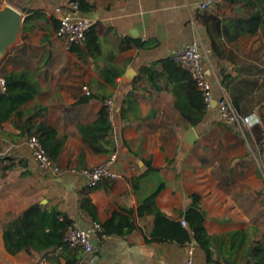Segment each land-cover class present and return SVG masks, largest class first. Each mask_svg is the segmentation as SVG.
Segmentation results:
<instances>
[{
  "label": "crops",
  "instance_id": "obj_1",
  "mask_svg": "<svg viewBox=\"0 0 264 264\" xmlns=\"http://www.w3.org/2000/svg\"><path fill=\"white\" fill-rule=\"evenodd\" d=\"M88 1L95 8L79 13L94 20L92 32L99 49L84 41L68 44L56 36L54 8L63 4L62 0L11 2L24 19L31 18L27 22L23 20L16 43L0 58V76L10 71H25L38 91L32 100L19 106L21 114L12 112L0 121V219L39 203L45 209L56 207L73 223L84 225L92 221L80 205V198L87 196L94 205L98 222H105L117 211L129 215L134 223V229L124 237L96 232L94 250L89 255L91 264H185L189 248L195 264H214L194 239L184 245L148 241L154 216L145 208L140 210V206L163 184L154 205L170 220L183 218L195 194L206 214L204 226L209 235L253 227L254 236L264 240L262 221L250 220L236 199L240 190L230 185L245 176V166L251 164L249 158L245 152H236L228 157L226 169L221 172V162L212 155L216 145L204 139L217 123H222L217 112L206 111L202 123L194 127L198 133L196 142L184 146L182 139L191 125L174 106L173 83L167 72L155 80H148L140 72L143 66L153 63L155 69L162 71L161 59L199 38L203 60L211 68L214 91L219 93L222 89L230 97L232 91L238 92L239 112H256L264 120L261 30L238 34L234 30H222L216 37L215 51L206 27L195 18L201 10L198 7L201 0ZM250 1L253 3L218 0L208 11L226 22L247 19L258 9L256 1ZM127 39L138 40L142 45L132 43L125 48ZM73 45L76 50L72 49ZM104 66L118 71L115 86L102 77L100 71ZM128 67L136 74L130 83L122 84L120 79ZM221 74L227 76L226 87ZM83 86L97 97L78 103L84 94ZM129 91L130 109L122 118L121 102ZM107 95L116 99L115 122L112 131L103 140L99 139L110 150L99 152L83 140L79 126L96 119L104 104L102 96ZM41 122L53 127L56 137L63 140L56 159L61 168L58 174L41 171L32 158L26 129L34 130ZM263 124L262 121L264 130ZM225 127L228 131L237 129ZM217 144L221 148L219 141ZM113 146L119 154L117 178L89 186L83 176L68 172V166L98 164L108 157ZM253 188L255 193L262 192V186ZM83 255L80 249L69 247H58L47 254L25 250L11 254L5 249L0 228V264H66ZM54 259L58 262H53Z\"/></svg>",
  "mask_w": 264,
  "mask_h": 264
},
{
  "label": "trees",
  "instance_id": "obj_2",
  "mask_svg": "<svg viewBox=\"0 0 264 264\" xmlns=\"http://www.w3.org/2000/svg\"><path fill=\"white\" fill-rule=\"evenodd\" d=\"M74 1L77 2L78 12L87 13L95 8L94 3L88 0ZM255 1L258 9L247 19L242 20H230L226 22L208 10H198L195 18L206 27L212 49L217 50L216 37L222 30H234L238 34L242 31L254 32L260 29L264 40V0ZM245 2L249 4L253 3L250 0H245ZM30 18L31 16H26L24 21L27 22ZM92 28L93 25L86 33L83 41L88 46L92 45L94 48L99 49V42L92 32ZM132 43L142 45L138 40L127 39L125 48L130 47ZM72 49L76 50L77 47L73 45ZM160 63L163 67L162 71L155 69V63H153L145 65L140 69L142 76L148 80H155L165 75L166 71L173 83L172 91L175 94L174 106L189 125L198 127L202 123L206 109L202 93L196 87L195 80L189 71L178 64L177 60L172 56L161 59ZM100 72L110 85L115 86L117 84L118 71L114 72L110 66H104ZM2 77L5 79L6 88L4 91L0 90V121L12 112L21 114L22 110L19 109V106L32 100L38 91L37 86L25 71H10L3 74ZM226 77L221 76L225 87ZM94 97H97V95L88 89V93L84 91L83 96L78 98V103L85 102ZM108 97V95L102 96L103 103ZM229 98L239 111V93L232 91ZM127 109H130V91L124 95L121 102L120 113L122 118H125ZM79 129L83 140L95 151L104 152L110 150V148L107 149L99 143V139L103 140L113 129L104 104L98 112L96 119L93 122L81 124ZM26 130L29 136L34 135L38 138L48 156L57 163L56 159L62 148L63 140L56 137L55 129L41 122L35 125L34 130L30 128ZM236 130L239 131L238 129ZM244 135L245 139L252 146H257L260 153L264 151V132L260 124H254L246 129ZM114 149V146L111 147L112 151ZM7 167L3 166L4 169ZM69 167L71 166L67 168ZM75 168L79 169L83 167L75 166ZM162 187L163 184H160L154 189L140 206V210L141 208H145L154 216L153 228L148 238L149 242H176L184 245L194 239L205 251L208 261L214 264H264V240L263 238L254 236L256 232L255 228L249 227L246 230H232L216 236L209 235L204 226L206 214L198 204L199 196L195 194L192 195V202L183 212V219L187 221V226H183L180 221L170 220L154 205V199ZM80 205L92 220L97 221L94 205L87 196L80 198ZM128 212L130 213V211ZM71 223L73 221L56 207L45 209L39 203H35L16 215L0 219V228L5 249L9 253L14 254L20 250H25L29 253L35 251L47 254L58 247H67L63 244L62 238L66 226ZM100 225L101 230L98 233L104 236L124 237L134 229V223L131 221L130 216L117 211H114L111 217L105 222L100 223ZM79 259L72 258L66 264H72ZM53 262H58V260L54 259Z\"/></svg>",
  "mask_w": 264,
  "mask_h": 264
},
{
  "label": "built area",
  "instance_id": "obj_3",
  "mask_svg": "<svg viewBox=\"0 0 264 264\" xmlns=\"http://www.w3.org/2000/svg\"><path fill=\"white\" fill-rule=\"evenodd\" d=\"M218 0H201L198 4L199 9L209 10ZM63 4H58L54 8L57 18L56 36L63 38L68 44H79L86 36L94 20L89 16H83L77 11V2L74 0H62ZM172 57L186 68L195 80L196 87L201 91L206 111L215 110L219 119L225 126H233L243 134L246 129L254 124L262 125V119L256 112L241 114L229 96L221 89L216 93L213 89V82L210 78L211 68L208 69L203 60V50L199 38H195L172 52ZM6 88L5 79L0 76V90ZM88 93L86 86H83ZM214 103V105H213ZM108 118L113 124L115 122L116 99L109 96L104 101ZM28 144L32 150V158L41 171L58 174L61 172L60 166L55 163L46 153L38 138L34 135L28 137ZM119 154L115 150L106 159L90 167L67 168L68 172L83 176L89 186H94L103 179H115L119 176L116 164ZM181 224L187 226V221L181 219ZM101 230V225L97 221H90L87 224L79 225L71 223L66 226L62 238L63 244L72 249H80L84 254L83 258L76 260L72 264H91L89 256L94 250V238L96 232ZM185 264H195L191 257V248Z\"/></svg>",
  "mask_w": 264,
  "mask_h": 264
},
{
  "label": "rangeland",
  "instance_id": "obj_4",
  "mask_svg": "<svg viewBox=\"0 0 264 264\" xmlns=\"http://www.w3.org/2000/svg\"><path fill=\"white\" fill-rule=\"evenodd\" d=\"M11 2L12 0H0V8L11 5ZM262 121L264 123L263 119ZM225 128L222 123H217V126H214L213 130L204 139L210 144L216 145L212 155L221 162L219 165L221 172L225 171L229 156L236 154V152L246 153V157L249 158V164H251L245 166V176L230 185L238 192L239 190L242 192H239L236 196L240 207L246 211L251 221H262L264 232V151L261 155L256 147L243 138V133H238L239 131L236 130V132L233 129L228 131L229 129ZM218 141L221 144V148L218 147ZM223 143L230 144V146ZM223 145L225 146L224 148L222 147ZM234 169H237V166ZM253 174H257L255 179L251 177ZM261 186L262 192L255 193L253 187L259 188ZM244 187H246L245 190Z\"/></svg>",
  "mask_w": 264,
  "mask_h": 264
},
{
  "label": "water",
  "instance_id": "obj_5",
  "mask_svg": "<svg viewBox=\"0 0 264 264\" xmlns=\"http://www.w3.org/2000/svg\"><path fill=\"white\" fill-rule=\"evenodd\" d=\"M24 17L11 5L0 8V58H2L13 46L22 30ZM136 72L132 67H128L120 81L122 84L130 83ZM214 105V103H213ZM198 138V133L194 127H190L184 134L182 143L184 146H192Z\"/></svg>",
  "mask_w": 264,
  "mask_h": 264
}]
</instances>
